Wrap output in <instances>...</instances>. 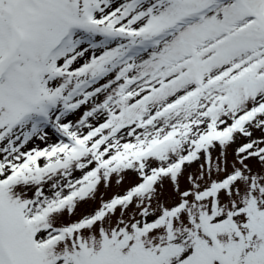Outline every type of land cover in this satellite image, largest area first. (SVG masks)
I'll return each instance as SVG.
<instances>
[{"label": "snow or ice", "instance_id": "snow-or-ice-1", "mask_svg": "<svg viewBox=\"0 0 264 264\" xmlns=\"http://www.w3.org/2000/svg\"><path fill=\"white\" fill-rule=\"evenodd\" d=\"M0 264H264V0H0Z\"/></svg>", "mask_w": 264, "mask_h": 264}, {"label": "rangeland", "instance_id": "rangeland-1", "mask_svg": "<svg viewBox=\"0 0 264 264\" xmlns=\"http://www.w3.org/2000/svg\"><path fill=\"white\" fill-rule=\"evenodd\" d=\"M256 135H259V133H256ZM55 141V137H53V142ZM37 143H39V141H37ZM43 145H41L42 147ZM132 182V177H127L125 180V183L121 186V187H116L115 185H113L111 188L105 190L103 188H101V191L105 192V198H108L109 196H111L113 193H117V192H122L124 188L128 187L129 184ZM96 205H90V207H95Z\"/></svg>", "mask_w": 264, "mask_h": 264}]
</instances>
